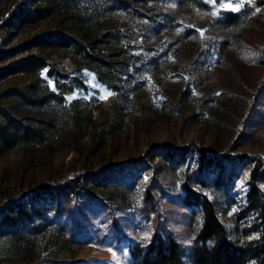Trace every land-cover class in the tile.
Wrapping results in <instances>:
<instances>
[{
	"label": "rangeland",
	"instance_id": "1",
	"mask_svg": "<svg viewBox=\"0 0 264 264\" xmlns=\"http://www.w3.org/2000/svg\"><path fill=\"white\" fill-rule=\"evenodd\" d=\"M96 1L72 6L57 0L51 15L36 25L5 26L0 30L3 50L47 27L59 26L77 35L91 32L100 24H93L91 16ZM133 1L149 16L159 8L175 11L176 0ZM11 2L0 0V8ZM175 13L173 25L159 33L166 46L162 60L149 63L144 51L130 49L128 33L110 41L109 48L99 45V60L84 58L71 47L32 48L29 52L42 55L46 66L36 73L20 71L0 78L1 108H10L39 134L0 154V204L49 180L70 177L80 167L96 171L135 159L153 145L183 148L192 142L264 160V85L255 87L264 64L254 60L264 56V0H188ZM14 58L1 59L0 66ZM135 63L137 70L132 68ZM21 89L38 98L52 90L58 97L25 103L17 98ZM111 102L116 107L107 124L105 110ZM148 162L135 191L114 196L101 191L99 195L111 202L108 206L85 207V216H74L87 219L83 222L87 234L98 233L89 242H52L57 238L53 227L38 239L39 245L5 235L0 237V264H36L43 257L93 258L90 264H101L103 255L117 264L127 251L116 233L149 235L161 220L188 246L187 212L179 201L183 168L169 169L159 157ZM248 170L241 171L239 192L246 188ZM236 209L225 204L220 208L219 216L228 227Z\"/></svg>",
	"mask_w": 264,
	"mask_h": 264
},
{
	"label": "trees",
	"instance_id": "2",
	"mask_svg": "<svg viewBox=\"0 0 264 264\" xmlns=\"http://www.w3.org/2000/svg\"><path fill=\"white\" fill-rule=\"evenodd\" d=\"M56 1L12 0L6 7L0 8V30L11 23L36 25L51 15ZM62 1L65 5L71 3L72 6H80L85 0ZM96 2L91 16L93 24H100L94 26L91 32L85 30L77 35L59 26L47 27L34 31L20 44L6 50L2 48L4 41L0 36V60L16 56L0 66V78L20 71L36 73L46 66V59L42 55L29 52L32 48L71 47L84 58L99 60L102 56L99 45L109 48L110 41H118L128 33L132 40L130 49L144 51L149 63L159 58L162 60L166 55V46H163L164 41L159 33L173 25L175 12L188 0H176L174 13L159 8L153 16L147 15L133 0ZM144 19L147 22H143ZM115 21H118L116 26H108ZM138 21L141 27L136 26ZM100 25L103 26L101 30ZM261 44H264V34ZM263 57L256 55L254 60L264 64ZM138 67L135 63L132 68L137 70ZM256 85L262 88L264 73L259 76ZM119 88L115 86L117 92ZM17 95L20 101L31 104L58 97L52 90L42 98L31 95L27 89L17 90ZM115 107L111 102L105 110L107 124ZM0 113L4 119L0 122V154L21 139L39 135L29 125L22 124L10 108L0 106ZM232 153L231 149L217 152L192 142L183 148L153 145L142 156L119 165L104 166L96 171L80 167L70 177L49 180L26 195L0 204V237L9 235L39 245L41 241L38 239L45 235L47 228L53 227L57 238H53L52 242H89L98 233L92 236L87 234L83 224L87 219L78 221L74 216H85L82 212L85 207L108 206L111 202L99 195L101 191L109 193V196L135 191L142 178L141 172L149 167L148 161L159 157L169 169L183 168L179 201L187 212L186 228L190 243L188 246L182 245L176 233L161 220L149 235L116 233L127 251V257L117 264H264V160L259 155ZM247 167L246 188L239 192L237 181L242 177L241 171ZM223 204L237 207L232 214L230 227L219 216ZM76 210L79 211L74 214ZM103 256L101 264H116L112 257ZM92 259L70 261L43 257L36 264H90Z\"/></svg>",
	"mask_w": 264,
	"mask_h": 264
},
{
	"label": "snow or ice",
	"instance_id": "3",
	"mask_svg": "<svg viewBox=\"0 0 264 264\" xmlns=\"http://www.w3.org/2000/svg\"><path fill=\"white\" fill-rule=\"evenodd\" d=\"M102 99L104 98V97H101Z\"/></svg>",
	"mask_w": 264,
	"mask_h": 264
}]
</instances>
